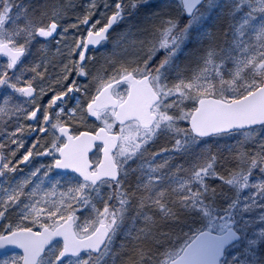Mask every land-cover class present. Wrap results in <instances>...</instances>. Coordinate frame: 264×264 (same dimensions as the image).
<instances>
[{"label": "snow or ice", "instance_id": "obj_1", "mask_svg": "<svg viewBox=\"0 0 264 264\" xmlns=\"http://www.w3.org/2000/svg\"><path fill=\"white\" fill-rule=\"evenodd\" d=\"M0 264H264V0H0Z\"/></svg>", "mask_w": 264, "mask_h": 264}]
</instances>
